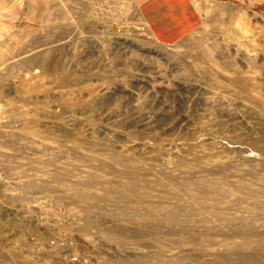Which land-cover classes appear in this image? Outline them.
Wrapping results in <instances>:
<instances>
[{"label":"rangeland","instance_id":"rangeland-1","mask_svg":"<svg viewBox=\"0 0 264 264\" xmlns=\"http://www.w3.org/2000/svg\"><path fill=\"white\" fill-rule=\"evenodd\" d=\"M182 1L0 0V264H264V6Z\"/></svg>","mask_w":264,"mask_h":264},{"label":"crops","instance_id":"crops-1","mask_svg":"<svg viewBox=\"0 0 264 264\" xmlns=\"http://www.w3.org/2000/svg\"><path fill=\"white\" fill-rule=\"evenodd\" d=\"M250 2L253 5L264 6V0H251ZM141 3L155 36L163 41L166 36H171V38L178 36L182 29H188L187 32L196 29L200 22L197 17V9L192 7L191 11L181 10V5H186L182 0H141ZM180 22H183L184 25L178 29Z\"/></svg>","mask_w":264,"mask_h":264}]
</instances>
